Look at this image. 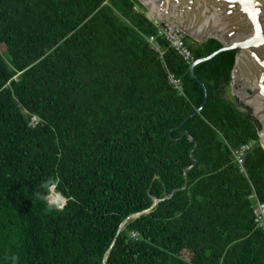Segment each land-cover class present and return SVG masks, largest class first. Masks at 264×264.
I'll use <instances>...</instances> for the list:
<instances>
[{
    "label": "trees",
    "instance_id": "1",
    "mask_svg": "<svg viewBox=\"0 0 264 264\" xmlns=\"http://www.w3.org/2000/svg\"><path fill=\"white\" fill-rule=\"evenodd\" d=\"M156 36L140 0H0V264H103L111 246L106 264H264L236 51L196 66L195 115L191 64ZM185 44L194 61L222 48Z\"/></svg>",
    "mask_w": 264,
    "mask_h": 264
},
{
    "label": "water",
    "instance_id": "2",
    "mask_svg": "<svg viewBox=\"0 0 264 264\" xmlns=\"http://www.w3.org/2000/svg\"><path fill=\"white\" fill-rule=\"evenodd\" d=\"M140 2L151 19L179 28L191 40L204 43L214 39L222 45L220 50L191 64V75L199 83L204 94L203 104L196 110L195 115L200 114L207 103L206 87L194 73L196 66L211 60L219 53L236 51L231 71L232 96L251 110L253 118L261 126L259 142L264 150V0H140ZM183 136L195 144L192 153L198 148L195 139L188 132ZM186 188L187 182L184 189ZM173 194L165 199H171ZM158 203L153 199L152 208ZM142 214L128 217L121 227ZM111 250L112 246L107 254ZM107 254L103 264L107 262Z\"/></svg>",
    "mask_w": 264,
    "mask_h": 264
},
{
    "label": "built area",
    "instance_id": "3",
    "mask_svg": "<svg viewBox=\"0 0 264 264\" xmlns=\"http://www.w3.org/2000/svg\"><path fill=\"white\" fill-rule=\"evenodd\" d=\"M153 24L157 28V36L163 37L166 42H168L169 46L172 47L178 54L189 64L194 62L191 51L187 48L185 44L186 35L179 28L172 25H165L156 20H153ZM153 46L159 50L158 46L155 43V37H151L148 40ZM172 82L176 85L179 91H181V86L178 80L172 78ZM32 125L38 123V119L36 117L31 118ZM252 148L251 144L244 145L241 149L237 151H233V155L235 157V161L237 162L240 171L245 173L243 164H244V156L250 151ZM249 199L254 202L253 206V214L258 222L260 228L264 230V203L260 202L257 195L253 191V194L249 196Z\"/></svg>",
    "mask_w": 264,
    "mask_h": 264
},
{
    "label": "rangeland",
    "instance_id": "4",
    "mask_svg": "<svg viewBox=\"0 0 264 264\" xmlns=\"http://www.w3.org/2000/svg\"><path fill=\"white\" fill-rule=\"evenodd\" d=\"M227 93H228V96L232 94V88L231 87H229V89L227 90ZM49 198H50V203L57 204V205H59L60 208L63 207L64 200L61 197H58V196L56 197V195L53 194V196L49 195Z\"/></svg>",
    "mask_w": 264,
    "mask_h": 264
},
{
    "label": "clouds",
    "instance_id": "5",
    "mask_svg": "<svg viewBox=\"0 0 264 264\" xmlns=\"http://www.w3.org/2000/svg\"><path fill=\"white\" fill-rule=\"evenodd\" d=\"M150 19H151V17H150ZM156 21H157V20H156ZM32 117H35V116H32ZM32 117H31V118H32ZM31 124H32V123H31ZM54 191H55V187L53 186V187L50 188V194H49V195H52V196H53V194H54V195H56V197H57V196L60 197L59 195L55 194ZM61 198H62V197H61ZM49 199H50V198H49ZM62 199H63V198H62ZM64 200H65V199H64ZM64 203H66V201H65Z\"/></svg>",
    "mask_w": 264,
    "mask_h": 264
},
{
    "label": "flooded vegetation",
    "instance_id": "6",
    "mask_svg": "<svg viewBox=\"0 0 264 264\" xmlns=\"http://www.w3.org/2000/svg\"><path fill=\"white\" fill-rule=\"evenodd\" d=\"M242 104V103H241ZM243 105V104H242ZM244 106V105H243ZM244 107H246V106H244ZM251 115H252V113H251ZM253 117V116H252ZM255 120V119H254ZM256 121V120H255ZM257 122V121H256ZM258 123V122H257ZM259 127H260V131L262 130V128H261V126L259 125Z\"/></svg>",
    "mask_w": 264,
    "mask_h": 264
},
{
    "label": "crops",
    "instance_id": "7",
    "mask_svg": "<svg viewBox=\"0 0 264 264\" xmlns=\"http://www.w3.org/2000/svg\"><path fill=\"white\" fill-rule=\"evenodd\" d=\"M147 15L149 16L148 12H147ZM149 17H150V16H149ZM231 96H232V94H231Z\"/></svg>",
    "mask_w": 264,
    "mask_h": 264
},
{
    "label": "bare ground",
    "instance_id": "8",
    "mask_svg": "<svg viewBox=\"0 0 264 264\" xmlns=\"http://www.w3.org/2000/svg\"><path fill=\"white\" fill-rule=\"evenodd\" d=\"M185 34V33H184ZM186 35V34H185ZM187 36V35H186Z\"/></svg>",
    "mask_w": 264,
    "mask_h": 264
}]
</instances>
